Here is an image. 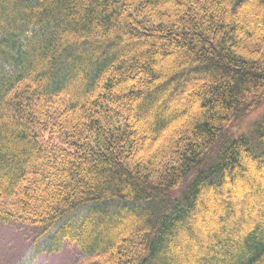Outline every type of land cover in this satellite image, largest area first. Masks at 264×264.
<instances>
[{"label": "trees", "instance_id": "trees-1", "mask_svg": "<svg viewBox=\"0 0 264 264\" xmlns=\"http://www.w3.org/2000/svg\"><path fill=\"white\" fill-rule=\"evenodd\" d=\"M261 101L264 0H0V221L38 227L15 264H264V114L227 138Z\"/></svg>", "mask_w": 264, "mask_h": 264}, {"label": "rangeland", "instance_id": "rangeland-1", "mask_svg": "<svg viewBox=\"0 0 264 264\" xmlns=\"http://www.w3.org/2000/svg\"><path fill=\"white\" fill-rule=\"evenodd\" d=\"M263 114L264 101H261L230 126L227 131V138L231 139L249 133ZM259 189H264V177H260L256 184L247 183L243 186L242 196L245 197L246 201L242 210L239 209V213L248 218L246 224L251 223L252 225L262 217L261 213L264 212V205H259V199L253 197V194ZM259 198L264 200V190L260 193ZM37 232L36 224L0 221V264H15L21 259L27 253ZM93 261L92 257L84 256L75 242L66 240L61 251L50 254L43 253L39 255L34 264H92Z\"/></svg>", "mask_w": 264, "mask_h": 264}]
</instances>
